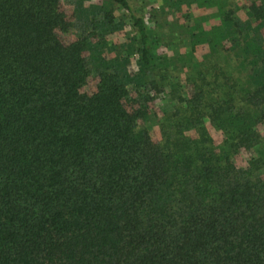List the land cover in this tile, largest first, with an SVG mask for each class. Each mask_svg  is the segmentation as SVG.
<instances>
[{
  "label": "trees",
  "instance_id": "trees-1",
  "mask_svg": "<svg viewBox=\"0 0 264 264\" xmlns=\"http://www.w3.org/2000/svg\"><path fill=\"white\" fill-rule=\"evenodd\" d=\"M141 3L0 0V264H264V0Z\"/></svg>",
  "mask_w": 264,
  "mask_h": 264
},
{
  "label": "rangeland",
  "instance_id": "rangeland-1",
  "mask_svg": "<svg viewBox=\"0 0 264 264\" xmlns=\"http://www.w3.org/2000/svg\"><path fill=\"white\" fill-rule=\"evenodd\" d=\"M133 1V4L135 5V7H140V5H142L141 3V0L140 1H136V0H132ZM160 0H144V5H146V3L152 7H157L160 3H159ZM66 5L68 6H71L73 7L74 4L72 2H65ZM87 6V5H85ZM241 7H243V5H241ZM86 22L80 18V16L78 17V19L74 22V33L79 36L84 30H85V27H86ZM168 34V30L167 28H165L163 31H162V36L165 38ZM187 44L184 45V47H186ZM173 49V48H172ZM172 101L168 98V96H164L163 97V106L161 107L162 108V111L166 112V111H169L172 107H173V102L171 103ZM152 119L146 124V127L149 129L150 132H156L157 130V123H158V119L157 118H153L151 117ZM261 133L264 135V125L261 127Z\"/></svg>",
  "mask_w": 264,
  "mask_h": 264
}]
</instances>
